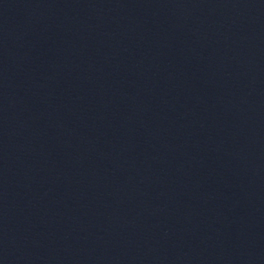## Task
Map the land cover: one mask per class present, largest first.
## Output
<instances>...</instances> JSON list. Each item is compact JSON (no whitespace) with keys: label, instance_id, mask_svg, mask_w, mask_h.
I'll return each instance as SVG.
<instances>
[{"label":"water","instance_id":"95a60500","mask_svg":"<svg viewBox=\"0 0 264 264\" xmlns=\"http://www.w3.org/2000/svg\"><path fill=\"white\" fill-rule=\"evenodd\" d=\"M0 264H264V0H0Z\"/></svg>","mask_w":264,"mask_h":264}]
</instances>
